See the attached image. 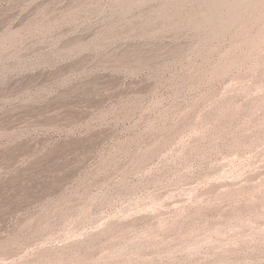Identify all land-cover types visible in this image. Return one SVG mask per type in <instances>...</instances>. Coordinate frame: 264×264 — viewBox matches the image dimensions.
<instances>
[{"label":"rangeland","instance_id":"1","mask_svg":"<svg viewBox=\"0 0 264 264\" xmlns=\"http://www.w3.org/2000/svg\"><path fill=\"white\" fill-rule=\"evenodd\" d=\"M0 264H264V0H0Z\"/></svg>","mask_w":264,"mask_h":264}]
</instances>
